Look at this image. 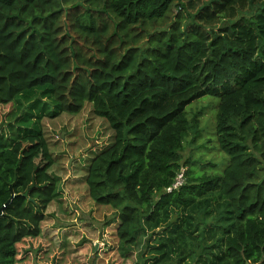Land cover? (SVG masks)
<instances>
[{
	"label": "trees",
	"instance_id": "obj_1",
	"mask_svg": "<svg viewBox=\"0 0 264 264\" xmlns=\"http://www.w3.org/2000/svg\"><path fill=\"white\" fill-rule=\"evenodd\" d=\"M205 97L222 170L182 163ZM88 106L112 136L75 182L120 264H264V0H0V264H48L45 121Z\"/></svg>",
	"mask_w": 264,
	"mask_h": 264
},
{
	"label": "rangeland",
	"instance_id": "obj_2",
	"mask_svg": "<svg viewBox=\"0 0 264 264\" xmlns=\"http://www.w3.org/2000/svg\"><path fill=\"white\" fill-rule=\"evenodd\" d=\"M218 103L217 98L205 97L189 107V118L197 115L200 125L185 142L182 163L188 157L202 158L203 163L212 162L218 164V169L224 168L227 158L218 150L215 138ZM8 110L9 107L0 108V128ZM45 132L57 159L50 173L61 178L58 202L49 209L54 216L44 225L48 237L55 239L47 256L48 264H120L112 230L104 225L110 213L99 210L87 199L86 187L75 182L78 176L74 170L79 160L106 147L111 141V131L104 120L93 116L88 106L81 115L45 121ZM44 162L40 158L35 163L41 167Z\"/></svg>",
	"mask_w": 264,
	"mask_h": 264
},
{
	"label": "built area",
	"instance_id": "obj_3",
	"mask_svg": "<svg viewBox=\"0 0 264 264\" xmlns=\"http://www.w3.org/2000/svg\"><path fill=\"white\" fill-rule=\"evenodd\" d=\"M184 183H185V178H184V172L182 171L177 176V179H176L174 185L170 189H168V191L171 192L172 190H176V189L180 188L181 186H183Z\"/></svg>",
	"mask_w": 264,
	"mask_h": 264
},
{
	"label": "water",
	"instance_id": "obj_4",
	"mask_svg": "<svg viewBox=\"0 0 264 264\" xmlns=\"http://www.w3.org/2000/svg\"><path fill=\"white\" fill-rule=\"evenodd\" d=\"M71 164V163H70ZM71 166V165H70ZM0 214H2V210H0Z\"/></svg>",
	"mask_w": 264,
	"mask_h": 264
}]
</instances>
